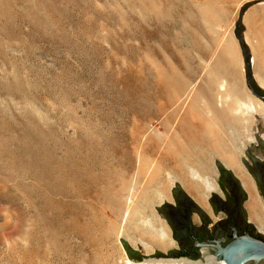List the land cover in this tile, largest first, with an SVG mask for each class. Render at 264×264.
I'll use <instances>...</instances> for the list:
<instances>
[{"label":"rangeland","instance_id":"374dc122","mask_svg":"<svg viewBox=\"0 0 264 264\" xmlns=\"http://www.w3.org/2000/svg\"><path fill=\"white\" fill-rule=\"evenodd\" d=\"M237 21L259 85L264 0H0V264H126L120 239L142 256L176 247L155 208L191 169L218 187L216 161L238 142L241 164L256 137L259 117L235 139L225 118L172 159L193 105L264 107Z\"/></svg>","mask_w":264,"mask_h":264},{"label":"flooded vegetation","instance_id":"af4514ba","mask_svg":"<svg viewBox=\"0 0 264 264\" xmlns=\"http://www.w3.org/2000/svg\"><path fill=\"white\" fill-rule=\"evenodd\" d=\"M263 124L260 119L258 129L255 131L254 143L246 150L240 165L246 173L247 180L251 182L254 193L259 199L261 198L264 209ZM219 174V192L212 193L208 198L210 213L202 210L194 197L184 188L188 199L181 188H176L173 193L174 200L169 203L172 207H165L162 210L176 244V247L169 252L172 259L194 262L205 260L210 257L209 255L214 256L216 243L226 246L244 238H260V241L264 242V235L258 231V226L252 220L249 210L252 192L225 165L222 166ZM206 253L208 255H204Z\"/></svg>","mask_w":264,"mask_h":264},{"label":"bare ground","instance_id":"6f19581e","mask_svg":"<svg viewBox=\"0 0 264 264\" xmlns=\"http://www.w3.org/2000/svg\"><path fill=\"white\" fill-rule=\"evenodd\" d=\"M260 80L261 82H259V86L264 89V81H262V79ZM233 106H236V110H232V112L229 113L226 110L222 111L223 109L218 110L215 104H213V102L209 100V109L212 115L207 116L201 113L198 107L196 108L193 105L191 110V115L189 118L194 119L193 120L194 122L191 123V125H189L188 127V130L186 132V135L188 136L186 138V142L180 144L177 138L179 137L178 136L179 133L176 134L177 137H175L174 140L172 141V159L173 160L179 159L180 157H182V155L190 152V150H193L195 146L198 148L199 146L204 144L205 141L208 142L209 140H211V137L209 136L215 132L214 128L220 126L223 122H225V118H231L232 122H236V124L233 125V131L230 136L232 139L238 137V134H240L239 131L241 129H247L249 117L257 116L264 123V107L262 105L256 107L255 105H253V103L248 104V103L234 102ZM220 127H222V125ZM248 140L254 141L252 137L249 138ZM210 143H212V141H210ZM236 145H234L233 143V147L230 149V152H228L227 157L224 160H222V163L226 166L228 170L233 171L242 180L245 187H247V189L252 192L251 202L249 204V210L252 214L251 215L252 220L255 222L256 221L260 222V225H257L258 226L257 229L261 234L264 235V214L263 215L261 214L262 212L260 211V206L258 205V198L256 197V194L253 191L251 182L247 180V177L245 175L246 173L244 172L243 168L241 167V165L237 160L241 151L239 150L241 149L239 147L241 146L238 145V142L236 143ZM190 172L192 178L191 182L190 183L180 182V183L182 187L186 189V191L194 197V200L196 201L197 205L201 207L202 210L206 211L207 213H210V208L208 206V198L210 194L219 192L218 187H216V185L213 183L214 180L211 181L210 178L206 176H201L198 171L191 169ZM162 235H164V232ZM154 244L156 247L162 250L161 252H165V250L170 247L169 243L163 240L154 241ZM172 246H175L173 242H172ZM204 255H208V254L206 253ZM209 256L210 257L206 258L205 260H200L197 262L189 261L186 259L158 260L151 258V259H145L140 262L131 261L128 259L126 260V264H226L225 262H218L215 256L213 255H209Z\"/></svg>","mask_w":264,"mask_h":264},{"label":"water","instance_id":"95a60500","mask_svg":"<svg viewBox=\"0 0 264 264\" xmlns=\"http://www.w3.org/2000/svg\"><path fill=\"white\" fill-rule=\"evenodd\" d=\"M243 31H245L243 24L240 21H237L234 33L236 38L240 42L244 61H245L246 82L252 96L264 103V89L256 84L253 73V67H252V56L249 52V47L246 45V43L243 40L242 37ZM216 165L218 171H221L222 166H224L221 162L218 161H216ZM176 188L179 189L181 188L182 193L186 196L183 187L181 185H178L177 183L175 184V188L172 190V195ZM186 197L188 199V196ZM165 207H172V205H169L168 203L165 202V204L162 205L161 208H155L157 209L159 215H161L162 217H164V215L162 214V210ZM120 242L124 247L128 258L133 261L140 262L145 259H151V258L158 260L172 259V257H170L169 254L170 251L167 252V254L155 251L154 255L142 256L138 252L132 250L129 247V245L122 239H120ZM214 248H215L214 256L218 262H225L226 264H264V242L260 241V238L239 239L226 246H223L220 243H216L214 245Z\"/></svg>","mask_w":264,"mask_h":264},{"label":"crops","instance_id":"0c3cea01","mask_svg":"<svg viewBox=\"0 0 264 264\" xmlns=\"http://www.w3.org/2000/svg\"><path fill=\"white\" fill-rule=\"evenodd\" d=\"M251 56H252V67H253V69H254V66H255V63H257V58H259L258 56H257V54L255 55V54H253V52L251 51ZM260 63V62H259ZM257 72V71H256ZM256 72L254 73V70H253V73H254V77H255V79H256ZM262 72V71H261Z\"/></svg>","mask_w":264,"mask_h":264}]
</instances>
